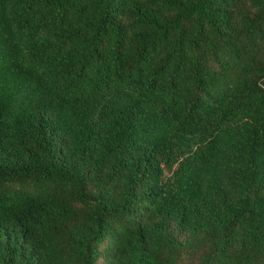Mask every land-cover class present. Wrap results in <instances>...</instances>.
Listing matches in <instances>:
<instances>
[{"label":"trees","instance_id":"16d2710c","mask_svg":"<svg viewBox=\"0 0 264 264\" xmlns=\"http://www.w3.org/2000/svg\"><path fill=\"white\" fill-rule=\"evenodd\" d=\"M0 264H264V0H0Z\"/></svg>","mask_w":264,"mask_h":264}]
</instances>
